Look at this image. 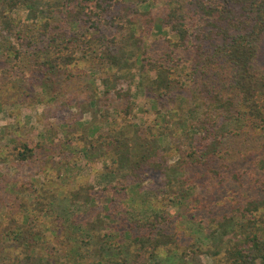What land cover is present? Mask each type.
Wrapping results in <instances>:
<instances>
[{"label":"trees","instance_id":"obj_1","mask_svg":"<svg viewBox=\"0 0 264 264\" xmlns=\"http://www.w3.org/2000/svg\"><path fill=\"white\" fill-rule=\"evenodd\" d=\"M157 1L0 0V64L7 74L16 69L15 77L20 86H25L21 82L22 74L28 71V87L39 85L46 92H54L56 78L64 72L98 61L101 65L100 80L108 96L111 92L119 95L122 76L129 75L137 67L143 75L140 86L145 88L155 106L163 100L175 104L178 96L192 97L196 94L207 110L204 118L190 121L188 126L179 121L182 120L181 106L169 113L173 119L160 115L158 121L165 130L158 138L148 137L139 129L134 133L127 132L126 127L120 128L118 121L103 130L102 125L108 123L109 112L100 105L97 90L94 91L89 98L91 120L87 134L71 130L60 147L63 152H82L94 165L109 161L110 166L106 170L114 177L116 185L103 189L101 193L96 192L92 185H80L69 192V204L54 199L43 187L31 205L30 198L20 199L19 193L25 189L18 192L20 188L17 190V187L23 184L20 186L21 182H15L11 190L18 195L19 201L14 208L7 205L6 212L0 213V264H6L7 257L10 259L8 249L13 246L21 249L23 255V259L14 258L13 264H54L48 254H44L45 249L50 248L49 238L37 227L45 217L54 223L45 231H50L58 239L59 230L64 229L63 233H68L66 242L70 233L76 232L72 249L78 256L82 254L77 251H89V259L81 261V264H132L127 258L119 260L115 256L113 234L100 231L105 225L118 232V244L127 241L138 248L141 246L142 254L133 264L160 258L163 249L181 248L176 230L178 221L163 213H155L149 202L153 199L141 196L148 191L144 185L148 179L154 178L153 169H162L165 180L161 190L163 197L174 201L180 208L186 202L189 211L195 209L196 213L201 210V199L207 197L204 192L212 194L217 191L221 178L230 172L229 158H233L234 153L235 158L242 155L237 153V145L222 132L220 119L224 122L235 119L246 129L245 139L251 136L254 140H262L260 147L263 150L259 151L261 154L251 169L253 166L260 169L258 179H264V66L261 63L264 54V0H167L166 14L149 18V21L154 22L153 27L158 31L168 28L175 39L160 47L147 46L142 37L137 36L138 30L143 29L139 8L152 9ZM174 3L177 7L172 6ZM20 7L28 8V23L12 20V13ZM13 40L19 48L15 47ZM186 59H192V85L188 89L179 84L175 72L177 64ZM150 73H154V79L147 88L145 77ZM6 79L8 76L3 86L18 87ZM17 93L20 91H14ZM23 94L26 95L25 91ZM129 107L127 105L123 112L121 110L125 116L129 114ZM114 110L121 114L119 108ZM176 117L178 120L174 119ZM181 123L185 126L187 139L192 142L190 152L172 165H162L159 162V139L172 134L175 126ZM79 126L86 128L82 124ZM171 127L175 128L170 130ZM43 138L54 144L51 137ZM75 138L79 144L77 148L73 147ZM239 141L245 145V140ZM45 145L19 141L9 152L22 164L37 162L40 160L38 150L45 149ZM221 163L228 165L230 170L219 171L216 165L221 166ZM62 168L68 169L67 161L58 164V169ZM201 168L216 174L213 183L198 180L197 171ZM43 172L46 173L47 169ZM58 179L66 180L67 176L59 171ZM261 185L259 192L263 196L258 202L250 203L252 211L264 208V183ZM33 189L31 186V191ZM31 191L27 193L32 194ZM30 206L37 212H32ZM98 210L106 212L105 217L111 221L110 224L101 218L103 211ZM60 219L65 226H58ZM231 221L225 216L219 222L220 228L226 229ZM213 228L214 225H209L213 233L207 229L194 244L195 249L191 248V262L184 260L188 252L183 250V264H202L197 260L201 253L199 246L208 243L214 234ZM229 239L224 256L217 260V264H264L263 212L238 221ZM164 262H170L169 258Z\"/></svg>","mask_w":264,"mask_h":264},{"label":"rangeland","instance_id":"obj_2","mask_svg":"<svg viewBox=\"0 0 264 264\" xmlns=\"http://www.w3.org/2000/svg\"><path fill=\"white\" fill-rule=\"evenodd\" d=\"M167 2V0H159L152 9L151 7L146 9L138 7L143 29L138 30L137 36H141L143 43L147 46L160 47L161 44H167L168 40L175 39L168 28L158 31L156 27H153L154 22L149 21V18H158L166 14V7L169 6ZM172 6L177 7V3ZM28 14V8L20 7L12 13L11 17L12 20L28 23ZM161 33L166 35L163 36ZM13 43L15 47L19 48L16 41L13 40ZM98 53L99 51L97 55ZM190 57H193V55H190ZM261 63L264 66V54ZM177 65L175 72L179 77V84L184 89H188L192 85V59H186ZM100 66L97 61L95 64L89 62L74 69L70 68L56 78V91L46 92L39 85H32L31 87L26 85V79L30 77L28 71L22 74L21 82L25 85L22 87L17 81L18 78L15 77L16 69H13L12 73L7 74L5 67L0 64V213L6 212L7 205L14 208L16 202L19 201L18 195H14L11 190L17 181L21 182L20 186L23 184L22 187H17V190L20 188L18 192L21 189L27 190H21L19 193L20 199L28 200L30 198V204L38 194L42 193L43 187L45 188L44 190L49 191L54 199L64 204L67 201V204H69L68 200L70 202L69 197H71L69 192L80 185H92L96 192L99 193L105 188H111L116 185L114 177L106 170L110 166L109 161L94 165L89 163V159L82 152H63L60 147L71 130H77L79 134H87L91 120V108H89L91 101L89 98L96 90L99 95L98 99L101 100L100 105L105 106L109 112L108 123L102 125L103 130H107L118 121L120 128L126 127L127 132L130 130L131 133H134L136 129H139L140 133L145 132L148 137L158 138L160 133L165 130L164 126L158 121L160 115L170 116L169 113L181 106L182 109L179 113L182 116V120L179 121L184 122L183 124L188 126L190 121L197 122L199 119L204 118L207 113L204 103L196 94H193L192 97L178 96L175 104H169V102L163 100V102L155 106L148 92H146L144 87L140 86L143 75L137 67L129 75L125 74L122 76L118 86L120 94L115 95V93L111 92V95L108 96L100 80ZM5 73L6 75H4ZM7 76L10 82L7 79L6 81L18 87L3 86V81ZM145 79L146 87L148 88L152 79H154V73H150ZM16 88H20V90ZM14 91H20V93L14 94ZM24 91L26 95L23 94ZM127 105L130 106L129 114L125 116L122 112ZM115 107L119 108L121 114L115 112ZM170 118L172 117L170 116ZM174 119L178 120L177 117ZM182 123L175 126L176 130L172 134L168 133L159 139L160 164L172 165L190 152L192 142L187 139L188 135L185 133V126L183 127ZM79 124L84 125L86 128H81ZM220 125H222L221 130L224 135H228L232 143L237 145V153L242 155L235 158L234 153L233 158H229L228 165L231 170L228 165H223L222 163L221 166L220 164L216 165L219 171L225 172L229 169L230 172L225 175V178H221L217 191H213L212 194L204 192V196L207 197L201 199V210H197L195 213V209L189 211V205L186 202L180 208V206L175 205L174 201L170 202L169 199H165L161 191L165 182L162 176V169L152 170L154 178L147 180L144 186L145 190L148 191L142 193L141 196L144 199H153L154 202H149L155 209V213H163L166 217L178 221L179 224L176 230L182 247L163 249L161 252L163 255L160 258L156 257L157 259H151L148 262L141 259L142 264H183L184 260L191 262V256H193L191 248L195 249L194 244H197L200 236L210 230L209 225H214V234L211 235V239L207 244L199 246L201 253L197 260L202 264H217V260L224 256V249L228 245V240H230V236L232 237V231L236 229L238 221L244 218H251L253 215H260L262 212L264 216V208H260L259 211H252L253 209L250 207V203L258 202L263 196L259 192L262 188L261 184L264 183V179H258V173L261 170H256L255 166L251 169L256 157L261 154L259 151L263 150L260 147L262 146V140H254L251 136L245 139L243 135L246 134V129L242 127L241 123L236 122L235 119L226 122L220 119ZM175 127H171L170 130ZM231 132L240 134L239 138L235 137ZM47 136L53 139V145L43 138ZM239 140H245V145H242ZM19 141H26L32 145L46 144L45 149L38 150L40 160L25 164L16 161L10 155L9 150ZM77 141V138H75L74 148L79 145H77ZM62 161L68 162V169H58V164ZM239 164L241 166L236 169ZM43 169H47V172L44 173ZM59 171L67 176L66 180L58 179ZM235 172L237 175H235ZM197 174L199 175L197 178L201 182L210 181L213 183L212 179H215L214 176H216V174L206 168L199 169ZM31 186L34 188L32 191ZM28 191L33 193L29 194L30 192L27 193ZM64 204H62L63 208H65ZM103 204L104 206L106 205L105 203ZM30 210L37 212L31 206ZM66 211H68L67 208ZM103 212L100 214L101 218L107 224H110L111 221L105 217L106 212ZM193 215L195 216L194 219H192ZM225 216L232 219V221L226 229H223L220 228L219 222ZM84 220L85 222L87 221L86 216ZM59 222L58 226H65L63 219H60ZM37 225L39 229L43 230L42 233L49 238L50 248L49 250L46 248L44 254H48L54 264H81V261L89 259V251H83L82 253L77 251L82 254V256H78L71 247L76 232H71L68 238L69 241L66 242L65 239L68 233H63L66 230H59V239L52 235L50 231H45V228L54 226V223L47 217L42 219ZM100 231L102 234H107L108 232L113 234V249H115V256L119 260L120 258H127L133 264L134 261L139 259L137 256L142 254L141 246L138 248L136 244L127 241L118 244L116 241L118 232L110 225H105ZM210 233L213 232L210 230ZM83 249L87 250L86 248ZM183 250L188 252V257L186 256L184 260L182 258ZM8 251L10 252V259L7 257L6 264H13L12 260L14 258L18 257L21 259L23 256L20 253L21 249L16 246L10 247ZM167 258H169L170 262H164Z\"/></svg>","mask_w":264,"mask_h":264}]
</instances>
